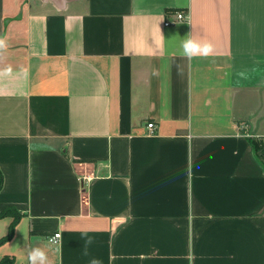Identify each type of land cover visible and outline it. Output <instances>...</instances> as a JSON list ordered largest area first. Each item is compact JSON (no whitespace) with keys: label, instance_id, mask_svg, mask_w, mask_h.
Returning <instances> with one entry per match:
<instances>
[{"label":"crops","instance_id":"1","mask_svg":"<svg viewBox=\"0 0 264 264\" xmlns=\"http://www.w3.org/2000/svg\"><path fill=\"white\" fill-rule=\"evenodd\" d=\"M0 41V261L264 264V0H0Z\"/></svg>","mask_w":264,"mask_h":264},{"label":"clouds","instance_id":"2","mask_svg":"<svg viewBox=\"0 0 264 264\" xmlns=\"http://www.w3.org/2000/svg\"><path fill=\"white\" fill-rule=\"evenodd\" d=\"M163 36V35H162ZM180 41V54L188 59L207 57L213 52V44L210 41H202L190 35H185ZM3 42L0 41V44ZM7 225L0 222V232L5 236ZM92 242L91 237L86 241L87 244ZM22 255L19 258V264H49V257L45 247L29 245L24 242L21 247ZM87 254V248H85ZM89 264H102L99 258L93 257Z\"/></svg>","mask_w":264,"mask_h":264},{"label":"built area","instance_id":"3","mask_svg":"<svg viewBox=\"0 0 264 264\" xmlns=\"http://www.w3.org/2000/svg\"><path fill=\"white\" fill-rule=\"evenodd\" d=\"M187 16L185 14V12L183 10L180 9H176L173 11H167V17L165 18V20L163 21V24L165 26L173 24L177 21L180 20H186ZM147 127L152 131L153 129V123H148ZM60 233L59 232H54L52 235H50L48 237V240L52 243H55L57 241V239L59 238Z\"/></svg>","mask_w":264,"mask_h":264},{"label":"trees","instance_id":"4","mask_svg":"<svg viewBox=\"0 0 264 264\" xmlns=\"http://www.w3.org/2000/svg\"><path fill=\"white\" fill-rule=\"evenodd\" d=\"M252 145H253V147L255 148V150L258 149V144H257V142H252ZM260 151H261V150H260ZM1 184H2V182H1V176H0V187H1ZM12 209H13V208H5V209L0 210V217L9 214V213L12 211ZM14 210H15V209H14ZM16 220H17V215L15 214V215H14V221H13V223L11 224V226H10V228H9L8 234H7L6 236H4L3 238H1V239H0V242L4 241V240H6L7 238L10 237V235H11V233H12L13 225H14V223L16 222ZM0 264H13V260H12V258L3 257V258L1 259V261H0Z\"/></svg>","mask_w":264,"mask_h":264}]
</instances>
